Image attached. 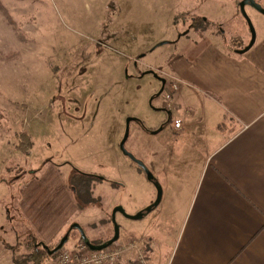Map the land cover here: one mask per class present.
Returning <instances> with one entry per match:
<instances>
[{"label":"rangeland","instance_id":"1","mask_svg":"<svg viewBox=\"0 0 264 264\" xmlns=\"http://www.w3.org/2000/svg\"><path fill=\"white\" fill-rule=\"evenodd\" d=\"M240 1L0 0V264L21 260L33 249L29 240H40L20 220L17 202L33 171L48 164L56 166L80 202L81 212L72 222L80 224L92 243L111 238L115 225L118 241L146 230L150 215L129 216L145 207L146 186L152 189L154 184L146 183L144 171L120 144L146 163L145 150L151 152L162 143L172 133L173 117L187 110L175 104L168 120L161 106L159 79L175 52L174 41L156 42L133 54L120 46L111 20L119 16L123 25L135 9L149 4L174 13L168 30L178 32L175 39L199 17L194 28L202 30L206 19L216 26L207 28L224 30L228 44L235 41L234 49L243 48L250 30L240 14ZM254 1L264 9V0ZM244 11L255 38H260L264 14L250 5ZM237 21L247 35L245 44L238 46L239 28L231 27ZM166 29L167 24L159 25L157 32ZM162 125L166 127L160 130ZM78 180L89 184V192L73 191ZM117 206L123 213L116 211L112 219ZM68 232L65 246L82 241L77 229ZM59 239L47 245L53 247Z\"/></svg>","mask_w":264,"mask_h":264},{"label":"crops","instance_id":"2","mask_svg":"<svg viewBox=\"0 0 264 264\" xmlns=\"http://www.w3.org/2000/svg\"><path fill=\"white\" fill-rule=\"evenodd\" d=\"M173 15L143 4L123 25L119 16L111 20L120 46L133 54L174 41L161 79L181 81L173 102L187 110L173 117L180 129L172 125L162 143L145 150L143 163L160 186V200L141 216L150 215L146 230L121 241L151 244L149 264H264V34L239 53L224 30L190 23L175 39L178 32L168 30ZM164 24L167 29L157 32ZM231 27L240 31L233 33L242 40L236 46L245 44L242 23ZM34 171L19 191L17 209L33 236L48 244L81 211L56 166ZM155 187L146 186L145 207Z\"/></svg>","mask_w":264,"mask_h":264},{"label":"built area","instance_id":"3","mask_svg":"<svg viewBox=\"0 0 264 264\" xmlns=\"http://www.w3.org/2000/svg\"><path fill=\"white\" fill-rule=\"evenodd\" d=\"M181 81L173 76L165 79L162 88V106L172 111L175 108L173 94L179 89ZM174 129L181 128V121L173 119ZM148 242L136 238L124 241H114L107 247L99 250H91L83 241L73 244L71 247L63 245L54 256L42 264H149ZM132 254V256H130ZM129 255L128 260L125 257Z\"/></svg>","mask_w":264,"mask_h":264},{"label":"water","instance_id":"4","mask_svg":"<svg viewBox=\"0 0 264 264\" xmlns=\"http://www.w3.org/2000/svg\"><path fill=\"white\" fill-rule=\"evenodd\" d=\"M245 5H250L252 6L254 9L258 10L260 13L264 14V9L259 5L257 4L254 0H241L239 2V9H240V13L242 14V16L245 18L247 24H248V27H249V30H250V40L249 42L247 43V45L239 50H236L237 52L239 53H243L245 51H247L254 43L255 41V32H254V29H253V26L249 20V18L247 17V14L245 13L244 11V6ZM150 73H153V71H150ZM154 76H156L158 78V76L156 74H154ZM165 80L164 79H161V91H162V88H163V84H164ZM131 118H127L126 120V124L128 126V123H129V120ZM127 138V133H125L124 135V140ZM120 147L123 151V153L125 155H127L129 158L132 159V161H134L138 166H140L141 168H143V170L147 173L149 172L145 166V164L143 162H141L140 160L136 159L130 152L126 151L123 147V143L120 144ZM150 173V172H149ZM147 178L149 179V174H147ZM155 186H156V189H157V196H156V200L148 205L147 207H145L143 210L137 212L135 215H132V216H129L130 218H133V219H138V218H141V216L143 214H145L146 212H148L149 210H151V208L156 205L159 200H160V195H161V189H160V186L157 183H154ZM116 211H120L123 213V210L121 207H115L112 211V219H114V214ZM72 228H75L78 230L79 234H80V238L81 240L91 249V250H99V249H103L105 247H107L108 245L112 244L114 241H116L119 237V230H118V227L115 225V230H114V234L111 238H109L108 240H106L105 242L103 243H99V244H95V243H92L89 238L86 236L85 232L83 231L82 227L80 226L79 223L77 222H72L70 225H69V228L68 230L63 234V236H61V238L59 239L58 243L53 247V248H50L47 244L45 243H42L41 246L47 251L48 254H52V253H55L57 252L63 245L64 243L67 241V238H68V231Z\"/></svg>","mask_w":264,"mask_h":264},{"label":"trees","instance_id":"5","mask_svg":"<svg viewBox=\"0 0 264 264\" xmlns=\"http://www.w3.org/2000/svg\"><path fill=\"white\" fill-rule=\"evenodd\" d=\"M0 6H1V3H0ZM5 13L7 14V12L4 11V14ZM6 16H8V14ZM198 19H200V18L199 17L198 18H193L194 21L191 23V27L196 25V23H197L196 20H198ZM8 21H9L10 24H14L13 21L10 19V17H9ZM206 21L207 20L205 19L204 23L206 24V26H202L201 27L202 30L206 29L207 27H209L212 24V23H208ZM138 168L140 170L144 171L143 168H141L140 166H138ZM74 171H76V170H74ZM147 174H149V180L153 181L154 183H157V181L155 180V178L152 176L151 173H149V172L146 173L144 171V175H145L146 178H147ZM82 175L95 177V178H98V179H102V177H98V176H93V175H88V174H83V173H82ZM71 188L73 189V191H80L81 193L89 192V184L87 182H84L83 180H78L75 184H73L71 186ZM76 202H77L78 207L81 208L80 202L79 203H78V201H76ZM79 240H81L80 237H79ZM105 241H103V242H105ZM103 242H98V244L99 243H103ZM42 243L43 242L40 241V240H34V239L31 240L30 239L29 240V245L30 246L32 245L33 249L29 253H27L26 256L24 258H22L21 260L13 261V264H42L48 258H50V257H52V256H54L56 254V252L52 253V254H48L47 251L41 246Z\"/></svg>","mask_w":264,"mask_h":264},{"label":"flooded vegetation","instance_id":"6","mask_svg":"<svg viewBox=\"0 0 264 264\" xmlns=\"http://www.w3.org/2000/svg\"><path fill=\"white\" fill-rule=\"evenodd\" d=\"M251 7H252V6H251ZM245 46H246V45H245ZM245 46H244V47H245ZM237 50H239V48H238ZM162 107H163V106H162ZM163 108H164V107H163ZM166 111H168V110H166ZM168 112H169V113H172L171 111H168ZM170 118H171V116L168 118V120H170ZM79 235H80V234H79ZM57 243H58V242H57ZM57 243H56V244H57ZM56 244H55V245H56ZM55 245H54V246H55ZM54 246H53V247H54ZM53 247H50V248H53Z\"/></svg>","mask_w":264,"mask_h":264}]
</instances>
